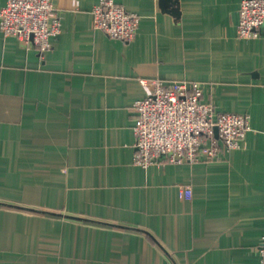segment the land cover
I'll return each instance as SVG.
<instances>
[{"label": "crops", "instance_id": "0c3cea01", "mask_svg": "<svg viewBox=\"0 0 264 264\" xmlns=\"http://www.w3.org/2000/svg\"><path fill=\"white\" fill-rule=\"evenodd\" d=\"M100 1L52 0L44 55L0 31V264H260L264 31L238 36L242 0H113L140 17L124 43L94 29ZM155 78L250 115L244 147L135 165L133 105Z\"/></svg>", "mask_w": 264, "mask_h": 264}, {"label": "built area", "instance_id": "2783aa9c", "mask_svg": "<svg viewBox=\"0 0 264 264\" xmlns=\"http://www.w3.org/2000/svg\"><path fill=\"white\" fill-rule=\"evenodd\" d=\"M92 18L94 29L111 39L130 43L137 36L139 15L113 0L96 4ZM0 31L44 55L54 48L52 39L61 34V18L52 0H6L0 10ZM263 31L264 0H242L238 36L251 39ZM140 83L147 95L133 105L135 165L147 169L162 157L170 164L196 163L244 147L251 130L250 115L218 113L213 104L203 101L199 82L155 78ZM180 196L191 199L192 188L184 187ZM258 252L260 264H264V237Z\"/></svg>", "mask_w": 264, "mask_h": 264}]
</instances>
